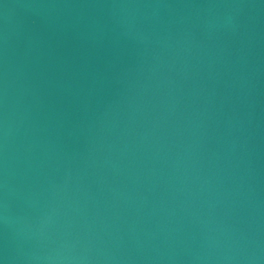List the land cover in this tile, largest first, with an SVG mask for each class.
Here are the masks:
<instances>
[{"label": "water", "instance_id": "95a60500", "mask_svg": "<svg viewBox=\"0 0 264 264\" xmlns=\"http://www.w3.org/2000/svg\"><path fill=\"white\" fill-rule=\"evenodd\" d=\"M0 264H264V0H0Z\"/></svg>", "mask_w": 264, "mask_h": 264}]
</instances>
